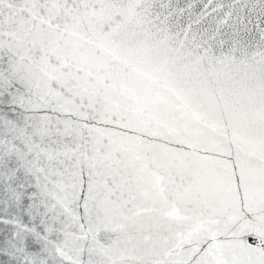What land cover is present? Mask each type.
<instances>
[{
    "label": "snow or ice",
    "instance_id": "6c2138e0",
    "mask_svg": "<svg viewBox=\"0 0 264 264\" xmlns=\"http://www.w3.org/2000/svg\"><path fill=\"white\" fill-rule=\"evenodd\" d=\"M0 264H264V0H0Z\"/></svg>",
    "mask_w": 264,
    "mask_h": 264
}]
</instances>
